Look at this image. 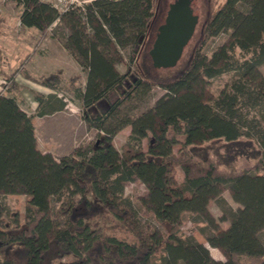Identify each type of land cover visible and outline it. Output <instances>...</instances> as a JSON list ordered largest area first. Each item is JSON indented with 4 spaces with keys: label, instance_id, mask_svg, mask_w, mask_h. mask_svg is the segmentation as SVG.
Returning <instances> with one entry per match:
<instances>
[{
    "label": "trees",
    "instance_id": "trees-1",
    "mask_svg": "<svg viewBox=\"0 0 264 264\" xmlns=\"http://www.w3.org/2000/svg\"><path fill=\"white\" fill-rule=\"evenodd\" d=\"M15 1L23 5L22 25L42 30L57 19L68 25L64 48L87 72L84 88L77 84L72 90L82 101L83 121L98 130V138L61 157L41 151L36 117L66 103L56 93L33 90L37 107L27 113L17 99L16 75L57 91L62 69L38 77L20 68L2 72L0 197L26 194L27 220L19 226L4 222L0 198V264H62L63 258L64 264H264V127L253 125L242 110L249 101L264 102L259 69L264 64V0H224L215 9L203 0L210 10L199 41L188 51L187 42L177 64L168 68H155L149 50L174 0H92L62 13L46 1ZM191 6L195 13L196 0ZM224 31L230 32L228 42L211 56L205 54L207 41ZM113 44L132 45L124 73L115 67L118 59L109 57ZM237 49L247 55L237 57ZM227 70H235L237 79L206 99L207 78ZM249 84L253 88L247 89ZM155 86L166 92L152 108L133 117L123 114V106ZM127 125L131 141L120 152L112 137ZM143 138L148 139L147 151ZM175 146L182 182L176 179ZM237 159L241 163L235 167ZM136 180L148 189L139 205L162 230L141 229L132 202L123 196L125 184ZM223 187L240 207L226 204ZM67 195L57 207L56 216L64 218L57 227L50 217L51 200ZM211 199L223 210L220 219L229 220L220 231L204 228L214 222ZM185 211L200 215L195 223L204 222L200 232L225 260L181 232ZM106 214L116 218L122 235L100 230L99 220Z\"/></svg>",
    "mask_w": 264,
    "mask_h": 264
},
{
    "label": "rangeland",
    "instance_id": "rangeland-1",
    "mask_svg": "<svg viewBox=\"0 0 264 264\" xmlns=\"http://www.w3.org/2000/svg\"><path fill=\"white\" fill-rule=\"evenodd\" d=\"M55 5L57 0H41ZM92 0H87L83 5L90 3ZM224 0H209L210 8L215 9ZM203 0H196L198 9L195 11L199 15V22L193 34V37L188 42L187 51L199 41L200 27L205 21V16L209 13L210 8L202 5ZM59 12L61 6L55 5ZM241 8L246 9V5H241ZM23 5L15 0H0V91H2L3 83L5 82L2 72L12 73L17 69L27 70L31 75L38 77L43 74L55 72L61 68L63 80L60 89L55 91L30 79L25 78L22 74L16 75V80L20 83L17 99L21 109L27 113H33L37 107V102L33 98V90L42 91L44 93H56L59 97L63 98L66 105L61 111L44 116L36 117L35 131L37 137V146L43 152H51L54 156L58 157L63 154H68L77 146L85 147L87 144H93L98 138V130L90 126L86 121H83L82 101L75 92L72 90L73 85L79 84L81 89L84 88L87 72L81 69L80 65L77 67L75 57L63 45L64 41L70 33V29L65 21L57 19L49 26L40 30L35 27H27L22 25L20 21L21 11ZM230 39V32L224 31L213 36L203 46L202 50L208 56H211L214 50L220 45L227 43ZM132 53V45H111L108 50L109 57L117 58L115 63L116 69L120 73H124L130 65V56ZM236 56L244 58L246 53L240 49L236 50ZM262 77L264 78V64L259 67ZM79 75V79L72 82L70 77ZM238 75L235 70H227L219 75L207 78L205 98L213 99L217 97L221 90L229 88L230 85L237 79ZM257 83V82H255ZM254 85L246 86L247 89L253 88ZM166 90L155 86L151 91L138 94L133 100L123 106V114L136 116L155 105L156 101L165 94ZM243 112L249 117L253 118V125L264 127V102L257 100V102L249 101L248 104H243ZM131 133V126L127 125L121 130L116 131L113 135V144L122 152L123 145L129 140ZM148 139L141 140V146L147 151ZM133 143V142H131ZM179 146L174 147L175 163H176V179L179 182L184 180V172L180 166V159L178 156ZM240 159H237L234 164L235 167L240 165ZM148 189L145 183L140 180L128 181L124 187L123 196L129 199L134 206L137 217L140 220V227L144 230L156 228L159 230L160 225L151 217L149 213H145L144 208L139 205V197L145 196ZM90 198L93 194L88 193ZM224 201L228 206L236 209L241 205L234 201L231 191L226 187L222 188L221 192ZM24 193H9L1 195V200L4 204L3 219L14 225H21L23 221L27 220L26 217V197ZM78 197V196H77ZM69 196H62L61 199L53 197L51 200L50 217L55 222L57 227H62L64 223L63 217L56 216L57 207L66 200ZM208 210L214 217V222L208 227H204L207 231H220L229 225V220L220 219L223 210L216 199L208 201ZM226 214V212H225ZM182 217L181 232L184 235H192L199 242L206 245L213 257L220 260H225V256L217 247H212L205 239L204 235L200 232L199 226H203L204 222L198 226L196 222H200L202 218L192 211H185ZM107 219L99 220L100 230L115 231L118 235H122L120 224L113 218L112 215L106 214ZM212 248L215 253H213ZM67 258L61 259L64 264Z\"/></svg>",
    "mask_w": 264,
    "mask_h": 264
},
{
    "label": "water",
    "instance_id": "water-1",
    "mask_svg": "<svg viewBox=\"0 0 264 264\" xmlns=\"http://www.w3.org/2000/svg\"><path fill=\"white\" fill-rule=\"evenodd\" d=\"M192 1L174 0L168 6L165 21L155 31L156 37L149 50L155 68L173 67L181 58L198 23V15L191 6Z\"/></svg>",
    "mask_w": 264,
    "mask_h": 264
},
{
    "label": "built area",
    "instance_id": "built-area-1",
    "mask_svg": "<svg viewBox=\"0 0 264 264\" xmlns=\"http://www.w3.org/2000/svg\"><path fill=\"white\" fill-rule=\"evenodd\" d=\"M86 1L87 0H57V2H55V5L61 6V11L64 12L77 6L83 8V3H85Z\"/></svg>",
    "mask_w": 264,
    "mask_h": 264
},
{
    "label": "bare ground",
    "instance_id": "bare-ground-1",
    "mask_svg": "<svg viewBox=\"0 0 264 264\" xmlns=\"http://www.w3.org/2000/svg\"><path fill=\"white\" fill-rule=\"evenodd\" d=\"M211 251H213V253H215V251H214V249L212 248V250Z\"/></svg>",
    "mask_w": 264,
    "mask_h": 264
},
{
    "label": "crops",
    "instance_id": "crops-1",
    "mask_svg": "<svg viewBox=\"0 0 264 264\" xmlns=\"http://www.w3.org/2000/svg\"><path fill=\"white\" fill-rule=\"evenodd\" d=\"M78 64V63H77ZM77 67H79V64L77 65ZM59 111H61V110H59ZM56 112H58V111H56Z\"/></svg>",
    "mask_w": 264,
    "mask_h": 264
}]
</instances>
